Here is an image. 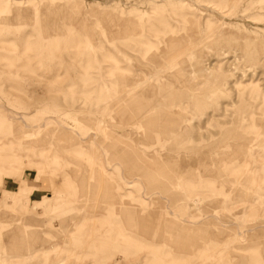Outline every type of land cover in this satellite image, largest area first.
Returning a JSON list of instances; mask_svg holds the SVG:
<instances>
[{
    "label": "rangeland",
    "instance_id": "374dc122",
    "mask_svg": "<svg viewBox=\"0 0 264 264\" xmlns=\"http://www.w3.org/2000/svg\"><path fill=\"white\" fill-rule=\"evenodd\" d=\"M0 264H264V0H0Z\"/></svg>",
    "mask_w": 264,
    "mask_h": 264
}]
</instances>
